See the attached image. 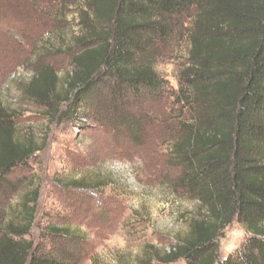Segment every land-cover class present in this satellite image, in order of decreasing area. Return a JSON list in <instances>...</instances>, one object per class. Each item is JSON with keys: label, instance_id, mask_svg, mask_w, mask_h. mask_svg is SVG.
<instances>
[{"label": "trees", "instance_id": "16d2710c", "mask_svg": "<svg viewBox=\"0 0 264 264\" xmlns=\"http://www.w3.org/2000/svg\"><path fill=\"white\" fill-rule=\"evenodd\" d=\"M58 3L79 6L81 22V34L67 50L72 69L64 95L49 66L23 90L28 100L49 106L50 119L62 113L60 105L74 114L95 113L104 88L118 103L128 93L138 99L143 93L161 97L166 81L155 69L157 46L176 28L188 32V61L176 98L190 108L191 117L179 124L173 154L185 168L179 182L198 207L185 236L163 254L148 246L140 263L264 264V0ZM41 149L35 139L18 133L15 115L0 101V264H79L71 251L48 250L26 239L35 223L39 188L31 183L22 193L9 178L28 169ZM70 187L84 189V181H72ZM15 196L20 202L11 205ZM235 222L246 237L223 258L220 240ZM43 236L73 240L56 226Z\"/></svg>", "mask_w": 264, "mask_h": 264}, {"label": "rangeland", "instance_id": "374dc122", "mask_svg": "<svg viewBox=\"0 0 264 264\" xmlns=\"http://www.w3.org/2000/svg\"><path fill=\"white\" fill-rule=\"evenodd\" d=\"M58 2L0 0V101L15 115L18 133L42 146L28 169L9 178L22 193L31 183L39 188L26 239L48 250L71 251L79 264H141L148 246L163 254L185 236L198 207L179 182L185 168L173 154L179 124L191 117L176 98L188 61V32L176 28L157 46L155 69L166 81L161 97L125 93L116 103L104 88L95 113L74 114L60 105L62 113L50 119L49 106L28 100L23 90L49 66L64 95L72 69L67 50L81 34V22L79 6L60 8ZM76 180L84 181V189L70 187ZM49 226L66 229L73 240L44 237ZM245 237L239 223L228 227L220 240L222 257L235 253Z\"/></svg>", "mask_w": 264, "mask_h": 264}]
</instances>
